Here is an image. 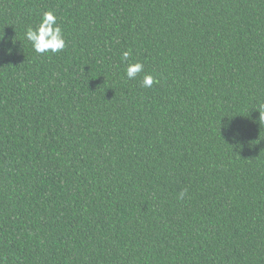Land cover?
I'll return each mask as SVG.
<instances>
[{
	"label": "trees",
	"instance_id": "trees-1",
	"mask_svg": "<svg viewBox=\"0 0 264 264\" xmlns=\"http://www.w3.org/2000/svg\"><path fill=\"white\" fill-rule=\"evenodd\" d=\"M262 106L264 0H0V264H264Z\"/></svg>",
	"mask_w": 264,
	"mask_h": 264
},
{
	"label": "clouds",
	"instance_id": "clouds-1",
	"mask_svg": "<svg viewBox=\"0 0 264 264\" xmlns=\"http://www.w3.org/2000/svg\"><path fill=\"white\" fill-rule=\"evenodd\" d=\"M25 38L31 43L33 50L37 54L59 53L66 48V39L63 33V28L58 23V17L55 12L49 10L42 14V18L37 27H29L26 30ZM131 55V51H125L122 54V59L127 61ZM144 71L142 62L128 63L126 68V77L128 80H133L138 74ZM143 87L151 88L158 80L151 74H145L143 77ZM264 108V106H262ZM260 110V122L264 123V110ZM184 192L180 193V198L183 199Z\"/></svg>",
	"mask_w": 264,
	"mask_h": 264
}]
</instances>
